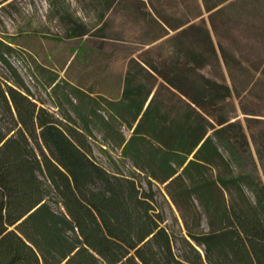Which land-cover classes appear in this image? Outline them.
I'll return each instance as SVG.
<instances>
[{
	"label": "trees",
	"instance_id": "obj_1",
	"mask_svg": "<svg viewBox=\"0 0 264 264\" xmlns=\"http://www.w3.org/2000/svg\"><path fill=\"white\" fill-rule=\"evenodd\" d=\"M130 1L155 33L148 44L180 41L181 53L130 57L118 99L73 88L85 96L72 107L80 123L70 112L58 117L37 106L5 58L10 45L0 40V61L13 78L12 85L0 83V264H264V158L256 148V159L249 128L233 116L229 55L241 63L216 39L213 23L228 14L263 30L264 6ZM168 1L202 10L171 24ZM119 2L46 0L67 38L99 30ZM72 3L93 12L96 24L71 12ZM212 66L221 75H209ZM96 132L119 149L129 175L93 160L89 138ZM142 175L146 189L137 180ZM157 184L182 216L181 253L155 206Z\"/></svg>",
	"mask_w": 264,
	"mask_h": 264
},
{
	"label": "rangeland",
	"instance_id": "obj_2",
	"mask_svg": "<svg viewBox=\"0 0 264 264\" xmlns=\"http://www.w3.org/2000/svg\"><path fill=\"white\" fill-rule=\"evenodd\" d=\"M168 2L167 18L171 24L192 19L199 9L202 10L196 3L183 6ZM263 4L264 0H259L257 7L263 9ZM137 5L130 0H120L99 30L91 35L67 38L64 23L51 17L53 14L46 0H6L0 4V40L11 47L5 58L37 106H44L58 117L62 110L70 112L80 123L72 107L81 106L80 101L85 100V96L78 95L73 88L93 99H118L130 57L141 55V58L149 60L151 57L160 59L168 51L181 53L180 41L162 45L161 40H157L148 44L155 33L146 26ZM71 12L84 18L91 27L97 22L93 12H85L75 3H72ZM203 17L208 20L207 13ZM213 23L218 31L219 38L216 39L238 56L241 63L229 55L233 81L227 82L234 91L233 116L241 121L243 127L249 128L247 134L256 159V148L264 158V29L256 30L248 26L243 17L231 18L228 14H220ZM150 48V53L145 54ZM221 69L227 76L223 66ZM210 71L209 75H221L217 67L212 66ZM0 83L3 87L13 84L11 72L1 61ZM89 143L91 157L107 171L130 174L128 163L123 165L119 160V149L104 144L102 134L96 132L89 138ZM137 180L140 187L147 188L143 175ZM153 187L155 206L165 218L163 225L178 238L176 252L181 253L179 240L186 232L182 216L168 197L165 186L157 184Z\"/></svg>",
	"mask_w": 264,
	"mask_h": 264
}]
</instances>
